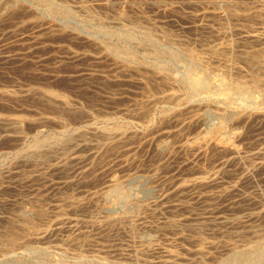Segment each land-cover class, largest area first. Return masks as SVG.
<instances>
[{"label": "rangeland", "instance_id": "374dc122", "mask_svg": "<svg viewBox=\"0 0 264 264\" xmlns=\"http://www.w3.org/2000/svg\"><path fill=\"white\" fill-rule=\"evenodd\" d=\"M0 1V92L5 94L0 95V202L13 203L1 206L0 209V264H161L163 260L168 261L167 264H222L234 251L259 253L264 248L263 239L260 240L264 238V214H256L264 211V167L258 164L264 162V119L254 117L242 123L238 120L241 114L264 110V95L259 92L263 85L259 83L257 87L254 85L256 88L253 86L254 82H262L264 77L249 62L248 65L244 64V61L234 56L227 59L243 48L240 40L247 34L255 33L262 38L260 42L248 43L247 49H264V0H215L217 4L214 10L220 14L222 12L221 18L201 17V14L213 10L206 3H191L190 6L186 0L152 1L160 5V8L177 7L180 16L188 14V18H192L188 19L189 23H185L188 21L182 20L183 17L180 19L173 14L160 12L159 6L151 5V0H50L57 8L54 14L47 12L45 5L36 0ZM229 13H234L238 20H232ZM189 15H194V18ZM203 24L209 29H202ZM48 27L57 30L58 36L52 37L56 38L52 39L55 43L47 40L46 43L52 45L51 49L42 50L37 40L47 35ZM35 28L40 31H35ZM69 35L67 40L66 36ZM72 38L123 46L121 48L129 49L131 58L114 63L96 52L98 50L93 46L87 47V44ZM220 43H230L233 47L225 54L227 57H222L226 63L223 59L212 57L205 50L206 46ZM72 53H86L92 59L89 60V56V59L73 58ZM98 57L100 58L96 59ZM21 58L30 72L23 73L16 67L22 62ZM121 68H129L131 73H124ZM136 80H146L148 89L153 88L148 90V94H152L155 99L160 97V100L157 98L148 106L142 104L139 101L141 88L133 83ZM191 83L193 86H190ZM44 90L57 93L56 97L69 102L74 107L72 111L80 115H74L73 119L70 113L62 109L49 110L36 98ZM167 94H177L179 99L186 101L183 106L186 109L194 108L199 120L197 125L187 126L185 123L188 121V114L182 111V124L177 127L167 125L170 130L179 129L178 134L161 138L156 128L160 126L159 120L161 121L163 114L171 109V105L161 98ZM191 104L193 105L190 106ZM141 108L145 112L142 118L134 114L135 110ZM7 118H21L28 125L24 124L19 129L16 127L17 123ZM215 125H222L228 134L224 142L229 144L224 145L223 142L218 149L223 151L234 146L235 152L232 154L226 149L223 152L211 151L214 156L211 153L199 154L207 141L218 134L214 129ZM78 132L88 140L85 144L78 137ZM15 133L21 135L18 141ZM49 137L50 141L57 138L54 143L58 146L55 153H48L45 145L47 154L43 155L42 151L43 157L37 158L39 161L33 158L31 163H23L19 160L18 154L27 152L36 141ZM191 138H196V142L199 140L197 143L201 147L188 146L182 150L181 146ZM162 140L167 141V149L157 152L155 146ZM259 150L262 153H257ZM76 154L85 161L81 164H69L66 174H57L48 169L51 164ZM82 165L98 167L91 172L93 183L81 188L63 185L62 182L67 179L77 180L76 177H80L83 168H79ZM207 176L216 180L214 185H189L191 187L178 191L179 193L172 191L181 182L186 185L193 178ZM113 177L118 179V190H123L122 193L109 190L108 184ZM108 191V199L115 200L112 201L115 204L113 208L92 209L93 200L101 202L100 196ZM124 191L131 200H127ZM71 197L73 200L68 199ZM82 202L87 205L84 204L85 207H80L79 210L76 205H83ZM18 206L28 210L31 208L40 216H29V219L22 222L15 214L20 208ZM115 218L126 219L123 221L124 230L112 229L110 226L108 228V224H105ZM182 218L185 221L177 224L176 228L166 226L169 221L181 222ZM128 225L133 226L132 233L126 229ZM154 226H160L159 231ZM41 231L47 232V237H44L46 239L37 238ZM239 231H244L243 236H236ZM255 237L261 241L257 246L251 243ZM200 248L203 253L198 255L196 251ZM251 264H264V258Z\"/></svg>", "mask_w": 264, "mask_h": 264}, {"label": "bare ground", "instance_id": "6f19581e", "mask_svg": "<svg viewBox=\"0 0 264 264\" xmlns=\"http://www.w3.org/2000/svg\"><path fill=\"white\" fill-rule=\"evenodd\" d=\"M35 1V0H34ZM38 3H42L43 5H45L44 7H45V10L47 11V12H49L50 14H52L53 12H55V9H57L56 8V6L55 5H53L51 2H50V0H36ZM153 0H151V5H154V6H159L158 7V9H159V11L160 12H162V13H166V14H173L174 16H176V17H179L180 19L182 18V20H184V19H187V21L188 22H185V23H189V20L188 19H192V18H188V14L186 15V16H180V12H178V9H177V7H175V6H169V7H163V8H160L161 6L160 5H157L156 3H155V1L154 2H152ZM161 1V0H160ZM185 1V0H184ZM187 2H188V4L191 6V3H193V4H196L197 2L198 3H206V4H209V6H210V8L211 9H213L211 12H209V13H205V14H201V17H206V16H211L210 18H221V16H222V12H221V14L220 13H218V12H215V10L214 9H216V4H217V1H215V0H186ZM150 2V1H149ZM171 2V1H170ZM169 2V3H170ZM0 3H1V1H0ZM161 3V2H160ZM163 3H165V2H163ZM98 4V3H97ZM100 4V3H99ZM171 4V3H170ZM173 4V3H172ZM136 6V5H135ZM153 6V7H154ZM191 8V7H190ZM20 10V9H19ZM22 10V9H21ZM20 10V11H21ZM138 10V9H137ZM196 10V9H195ZM17 12H19L18 10H16ZM22 12V11H21ZM232 13V12H231ZM17 14V13H16ZM28 14V13H27ZM54 14V13H53ZM183 14H185V13H183ZM230 14V13H229ZM13 15V14H12ZM182 15V14H181ZM227 15V14H226ZM245 15V14H244ZM162 16V15H161ZM189 16H191V17H193L194 18V15L192 16V15H189ZM224 16V15H223ZM2 17V16H1ZM10 17H11V15H10ZM133 17V16H132ZM169 17H171V16H169ZM196 17V16H195ZM200 17V16H199ZM198 17V18H199ZM201 17H200V19H201ZM230 17H231V19L232 20H238L236 17V15L233 13V14H230ZM252 17V16H251ZM254 17V16H253ZM261 17V16H260ZM122 18V17H121ZM197 18V17H196ZM226 18V17H225ZM227 19V18H226ZM194 20V19H193ZM199 20V19H198ZM205 20V19H204ZM220 20V19H219ZM247 20V19H246ZM169 21V20H168ZM191 21V20H190ZM203 21V20H202ZM211 21H213V20H211ZM130 22V21H129ZM170 22V21H169ZM184 22V21H183ZM192 22V21H191ZM194 22V21H193ZM138 23V22H137ZM136 23V24H137ZM162 23V22H161ZM171 23V22H170ZM127 24V23H126ZM140 24H142V23H140ZM35 25V24H34ZM33 25V26H34ZM137 25H139V24H137ZM170 25V24H169ZM204 26H201V28L202 29H205V31H206V29H209L208 27H207V25H205V24H203ZM198 26V25H197ZM209 26V25H208ZM38 27V26H37ZM50 27V26H49ZM47 28L48 29V31L46 32V34L47 35H45V36H42L41 37V39H39L38 38V40H37V38H36V40H37V43L41 46V47H39V48H42V50L43 49H51L52 48V45L51 44H48V43H46V42H48L47 40H52V39H56V38H52V37H56V36H58V31L57 30H54V29H52V28ZM192 27V26H191ZM194 27V26H193ZM196 27V26H195ZM32 28H34V27H32ZM143 28H145V27H143ZM170 28V27H169ZM190 28V27H189ZM198 28V27H197ZM36 29V28H35ZM37 29H40V26L37 28ZM37 29L35 30V31H37ZM44 28H42V30H43ZM45 29H46V27H45ZM230 29V28H229ZM32 30H34V29H32ZM145 30V29H144ZM143 30V31H144ZM194 30V29H193ZM196 30V29H195ZM40 31V30H39ZM39 31H37V32H39ZM61 31V30H60ZM146 32V34L148 33L149 34V31H147V29L145 30ZM33 33H34V31H32ZM36 32V33H37ZM45 32V31H44ZM66 32V31H65ZM76 33V32H75ZM15 34V33H14ZM14 34H11V36L13 35L14 36ZM209 34H211V33H209ZM208 34V35H209ZM63 35V34H62ZM221 35V34H220ZM5 36V35H4ZM12 36V37H13ZM47 36V37H46ZM63 36H65V35H63ZM62 36V37H63ZM14 37H16V36H14ZM33 37V36H32ZM31 37V38H32ZM69 38L70 37V35L69 36H66V38ZM156 37V36H155ZM68 38H67V40H68ZM132 38V37H131ZM130 38V39H131ZM134 38V37H133ZM142 38V37H141ZM166 38V37H165ZM202 38V37H201ZM60 39V38H59ZM72 39H75L76 41H79L80 43H82V44H87V47L90 45V46H93L94 48H95V50H98V51H96V52H98V53H101L102 54V56H104V58L105 57H107V58H109L110 60H112L114 63H119L120 61H126V60H129L131 57V54H130V52L127 50V49H123V48H121V47H123V46H117V45H104V44H100V43H98V42H96V41H93V40H91V39H79V38H72ZM203 39H205V37L203 38ZM261 37L258 35V34H255V33H252V34H247L246 36H243V37H241V40H240V45L243 47L242 49H240V50H238L237 52H236V54H231L230 56H228V55H225L226 53H228L229 51H231L232 50V44H227V43H220V44H215V45H209V46H206V48H205V50H206V52H208L212 57H214V58H216V59H223L222 57H227L228 56V58L227 59H229L231 56L233 57H235V58H240V60L241 61H244V64H247L248 65V62H249V64L251 63V64H253L254 65V69H256L257 71L259 70V71H261L262 73V75H263V77H264V49H247V46H248V43H252V42H260L261 41ZM10 40V39H9ZM35 40V39H34ZM58 40V39H57ZM133 40V39H132ZM202 40V39H201ZM4 41V40H3ZM12 41H14V40H12ZM53 42H54V40H52ZM56 41V40H55ZM51 42V41H50ZM225 42V41H224ZM55 43V42H54ZM132 43V42H131ZM136 43V42H135ZM145 43V42H144ZM193 43V42H192ZM198 43V42H197ZM262 43V42H261ZM33 44V43H32ZM34 44H35V42H34ZM33 44V45H34ZM119 44V43H118ZM196 44V43H195ZM247 44V45H246ZM260 44V43H259ZM17 45V44H16ZM84 45H82V46H84ZM120 45V44H119ZM198 45V44H197ZM262 45V44H261ZM18 46V45H17ZM51 46V47H50ZM89 46V47H90ZM50 47V48H49ZM86 47V46H85ZM38 48V49H39ZM64 48V47H63ZM127 48V47H126ZM148 48V47H147ZM146 48V49H147ZM160 48V47H159ZM203 48V49H204ZM251 48V47H250ZM5 49V48H4ZM9 50V49H8ZM131 50V49H130ZM56 51V50H55ZM84 51V50H83ZM132 51V50H131ZM47 52H48V50H47ZM54 52V51H53ZM59 52V51H58ZM69 52V51H68ZM93 52H94V50H93ZM95 52V53H96ZM156 52H158V51H156ZM23 53V52H22ZM28 53V52H27ZM49 53V52H48ZM64 53H65V51H64ZM83 53V52H82ZM82 53H80V54H75V53H72V57L74 58V57H78V58H86V57H88L89 55L88 54H86V53H84V54H82ZM47 54V53H46ZM69 54H71V52L69 53ZM189 54V53H188ZM192 54V53H191ZM34 55V54H33ZM42 55V54H41ZM183 55V54H182ZM51 56V55H50ZM133 56V55H132ZM149 56V55H148ZM192 56V55H191ZM200 56V55H199ZM90 57V56H89ZM89 57L88 58H86V59H89ZM135 57V56H134ZM133 57V58H134ZM190 57V56H189ZM211 57V58H212ZM233 57V58H234ZM23 58V57H22ZM20 59V61H22L20 64H18L16 67L18 68V69H20L23 73H28V72H30V70H29V68L28 67H26V64H25V61L23 60V59ZM100 57H98V58H96V59H99ZM132 58V59H133ZM191 58V57H190ZM196 58V57H195ZM204 58V57H203ZM17 59H19V58H17ZM16 59V60H17ZM92 58L90 57V59L89 60H91ZM102 60H103V58H101ZM108 59V60H109ZM192 59V58H191ZM52 60V59H51ZM77 60V59H76ZM94 60V59H93ZM168 60V59H167ZM193 60H195V59H193ZM224 60V59H223ZM231 60V59H230ZM24 61V62H23ZM41 61V60H40ZM199 61V60H198ZM202 61V60H201ZM226 60H224V62H225ZM18 62V61H17ZM48 62H50V61H48ZM58 62V61H57ZM103 62V61H102ZM231 62H232V60H231ZM246 62V63H245ZM74 63V62H73ZM93 63H94V61H93ZM111 63V62H110ZM109 63V64H110ZM200 63V62H199ZM211 63V62H210ZM218 63V62H217ZM226 63V62H225ZM227 63H228V61H227ZM243 63V62H242ZM61 64V63H60ZM71 64V63H70ZM92 64V63H91ZM204 64H206V62L204 63ZM220 64V63H219ZM218 64V65H219ZM59 65V64H58ZM38 66V65H37ZM41 66V65H40ZM68 66V65H67ZM75 66V65H74ZM94 66V65H93ZM10 67V66H9ZM35 67V66H34ZM44 67V66H43ZM58 67V66H57ZM64 67V66H63ZM227 67V66H226ZM253 67V66H252ZM38 68V67H37ZM52 68H54V67H52ZM51 68V69H52ZM31 69V68H30ZM35 69V68H34ZM34 69H32V72H33V70ZM50 69V68H49ZM50 69V70H51ZM218 69V68H217ZM251 69H253V68H251ZM131 70V69H130ZM129 70V68L127 69V68H121V71L122 72H124V73H131V71ZM144 70V69H143ZM229 70V69H228ZM77 71V70H76ZM51 72V71H50ZM56 72V71H55ZM155 72V71H154ZM154 72H152V73H154ZM233 72V71H232ZM231 72V73H232ZM256 72V71H255ZM1 73V72H0ZM160 73V72H159ZM162 73V72H161ZM222 73V72H221ZM136 73H134V75H135ZM257 74V73H256ZM33 75V74H32ZM36 75V74H35ZM34 75V76H35ZM38 75V74H37ZM94 75H96V74H94ZM113 75V74H112ZM111 75V76H112ZM119 75V74H118ZM139 74H137V76H138ZM3 76V75H2ZM47 76V75H46ZM97 76H98V74H97ZM96 76V77H97ZM99 76H101V75H99ZM131 76V75H130ZM148 76V75H147ZM189 76V75H188ZM188 76H186V77H188ZM248 76V75H247ZM38 76H36V78H37ZM60 77V76H59ZM134 77V76H133ZM168 77H170V76H168ZM183 77V76H182ZM193 77V76H192ZM12 78V77H11ZM26 78V77H25ZM29 78V77H28ZM34 78V77H33ZM35 78V79H36ZM63 78V77H62ZM76 78H77V76H76ZM98 78V77H97ZM100 78H102V77H100ZM149 78V77H148ZM151 78V77H150ZM171 78V77H170ZM196 78H197V76H196ZM27 79V78H26ZM32 79V78H31ZM30 79V80H31ZM56 79V78H55ZM63 79H65V78H63ZM146 79V78H145ZM248 79H250V78H248ZM1 80V79H0ZM60 80H62V79H60ZM107 79H104V81H106ZM247 80V79H246ZM262 80V79H261ZM35 81V80H34ZM46 80H44V82H45ZM54 81V80H53ZM70 81V80H69ZM108 81V80H107ZM113 81H116L117 82V80H113ZM188 81V80H187ZM199 81V80H198ZM223 81V80H222ZM249 81V80H248ZM256 81H258V80H256ZM5 82V81H4ZM9 82V81H8ZM28 82H31V81H28ZM52 82V81H51ZM65 82H66V80H65ZM64 82V83H65ZM83 82V81H82ZM98 82V81H97ZM112 82V81H111ZM130 82V81H129ZM189 82V81H188ZM187 82V83H188ZM244 82V81H243ZM18 83V82H17ZM32 83V82H31ZM58 83V82H57ZM87 83V82H86ZM89 83V82H88ZM94 83V82H93ZM92 83V84H93ZM99 83V82H98ZM102 83H103V81H102ZM119 83V82H118ZM133 83H135V85L136 84H138V88H141V92H139L140 93V96L141 97H139V101L142 103V104H144V105H146V106H148V104H150L151 102H153L154 100H156L158 97H156V99L154 98V97H152V94H148V90H150L151 91V88H149L148 89V85H147V81L146 80H136L135 82L133 81ZM193 83V82H192ZM191 83V84H192ZM228 83V82H227ZM249 83H251V82H249ZM257 84H255V82H254V84H253V86L255 85L256 87L258 86V84L260 83V85L262 86V87H260L261 89V91H259V92H261V94L262 95H264V78H263V80H262V82H256ZM34 84V83H33ZM44 84V83H43ZM49 84V83H48ZM79 84V83H78ZM101 84V83H100ZM108 84V83H107ZM189 84V83H188ZM199 84V83H198ZM42 85V84H41ZM46 85V84H45ZM52 85V84H51ZM80 85V84H79ZM115 85V84H114ZM202 85V84H201ZM217 85V84H216ZM228 85H230V84H228ZM82 86V85H81ZM87 86H89V85H87ZM190 86H193V84L192 85H190ZM253 86L251 85V87L253 88ZM254 86V87H255ZM43 87H44V85H43ZM48 87V86H47ZM197 87V86H196ZM255 87V88H256ZM155 88H156V86H155ZM193 88H195V87H193ZM254 88V89H255ZM17 89V88H16ZM106 89V88H105ZM190 90L192 89V88H189ZM259 89V88H258ZM109 90V89H108ZM152 90H153V88H152ZM158 90V89H157ZM11 91V90H10ZM102 92H103V90H101ZM105 91V90H104ZM195 91V90H194ZM236 91V90H235ZM247 91V90H246ZM258 91V90H257ZM84 92V91H83ZM123 92V91H122ZM157 92V91H156ZM155 92V93H156ZM36 93V92H35ZM57 93H54V92H52V91H50V90H44L43 92H40L39 94H37L36 96V98L40 101V102H43L46 106H47V108L50 110V109H53V110H55V109H62L63 111H65V112H68V113H70V115L72 116V118L74 119L75 118V116L74 115H80L79 113H76V112H74V111H72V110H74L72 107H71V105L69 104V102H67L66 100H64V99H60V98H58V97H56V96H58V95H56ZM74 94V93H73ZM80 94V93H79ZM94 94V93H93ZM0 95H5L3 92H0ZM177 95V94H176ZM175 94H167V95H164V96H162L161 98H162V100L165 102H168L170 105H171V109L167 112V114H163V116H162V118H161V121L159 120V124H160V126L158 127L157 126V132L159 133V135H160V137L162 136V137H168V136H174L175 134L177 135L178 134V132H179V129L178 130H170V128L168 127V126H170V125H173L174 127L176 126L177 127V125H179V124H182V120H180V116H181V114L183 113V112H186L187 114H188V116H187V119H188V121L185 123V124H187V126L188 125H190L191 127L192 126H195V125H197V123H198V120H199V118H198V113H197V111L194 109V108H192V107H190V106H192L193 104H191L189 107V109L187 110L186 109V106H183V104H185V102L184 101H182L181 99H179L178 98V95L176 96ZM239 95V94H238ZM30 96V95H29ZM33 96V95H32ZM64 96V95H63ZM81 96V95H80ZM97 96V95H96ZM25 97V96H24ZM23 97V98H24ZM98 97V96H97ZM5 98V97H4ZM101 98V97H100ZM108 98V97H107ZM13 99V98H12ZM65 99H67V98H65ZM123 99V98H122ZM159 100H160V97L158 98ZM184 99H185V97H184ZM248 99V98H247ZM91 100V99H90ZM246 100V99H245ZM262 100V99H261ZM13 101V100H12ZM112 101V100H111ZM229 101V100H228ZM252 101V100H251ZM29 102V101H28ZM255 102V101H254ZM261 102V101H260ZM24 103H26V102H24ZM114 103V102H113ZM119 103V102H118ZM117 103V104H118ZM253 103V102H252ZM27 104H29V103H27ZM87 104V103H86ZM116 104V103H115ZM186 104H188V103H186ZM250 104V103H249ZM25 105V104H24ZM30 105V104H29ZM38 105V104H37ZM40 105H42V104H40ZM39 105V106H40ZM137 105V104H136ZM252 105V104H251ZM250 105V106H251ZM254 105V104H253ZM38 106V107H39ZM90 106V105H89ZM150 106V105H149ZM43 107V106H42ZM45 107V106H44ZM43 107V108H44ZM151 107V106H150ZM194 107H195V105H194ZM42 108V109H43ZM96 108V107H95ZM105 108V107H104ZM149 108V107H148ZM254 108V107H253ZM260 108H262V107H260ZM41 109V110H42ZM97 109V108H96ZM129 109V108H128ZM132 109V108H131ZM133 109H135V108H133ZM241 109H243V108H241ZM246 109H248V108H246ZM245 109V110H246ZM150 110V109H149ZM167 110V109H166ZM244 110V109H243ZM250 110V109H249ZM255 111H256V108L254 109ZM263 110V109H262ZM256 111V112H252V113H249V112H247V113H245V114H241L240 116H239V118H238V120L240 119V121H241V123L242 122H248V121H250L252 118L254 119V117H257V118H263L264 119V110L263 111ZM183 111V112H182ZM236 111V110H235ZM247 111V110H246ZM57 112V111H56ZM119 112V111H118ZM55 113V112H54ZM62 113V112H61ZM83 113V112H82ZM88 113V112H87ZM144 109H142L141 108V110H138L137 109V111L135 110V115H137L138 117H143L144 116ZM161 113V112H160ZM163 113V112H162ZM39 114V113H38ZM186 114V115H187ZM235 114H236V112H235ZM36 115V114H35ZM101 115V114H100ZM126 116V115H125ZM131 116H133V115H131ZM183 116V115H182ZM4 117V116H3ZM17 117V116H16ZM56 117V116H55ZM182 118V117H181ZM8 119V118H7ZM139 119V118H138ZM206 119V118H205ZM256 119V118H255ZM8 120H10V121H12L13 123H17V128H19V129H21V127H23V125L24 124H26V122L23 120V119H21V118H9ZM58 121V120H57ZM70 121H71V119H70ZM69 121V122H70ZM85 121V120H84ZM41 122V121H40ZM9 123V122H8ZM13 123H11V124H13ZM143 123V122H142ZM257 123V122H256ZM10 124V125H11ZM36 124V123H35ZM220 124V123H219ZM221 124H222V122H221ZM13 125V126H14ZM26 125H28V124H26ZM168 125V126H167ZM204 125V124H203ZM12 126V127H13ZM32 126V125H31ZM89 126V125H88ZM168 127L167 129H164L163 130V128H165V127ZM30 127V126H29ZM185 127V126H184ZM214 127V126H213ZM249 127V126H248ZM27 128V127H26ZM14 129V128H13ZM19 129H17V130H19ZM173 129V128H172ZM185 129V128H184ZM215 131H217V133L218 134H215L211 139H209V141H207L208 139H207V137L205 138V139H207V140H205V141H207V143L205 144V148H204V146L202 147V149L200 150V153L199 154H204L205 155V153L207 154H209V153H211V151H212V153H214V151L216 150V151H219L220 152V150L218 149V147L219 146H221L222 147V143L224 142V141H226L225 140V138H227L226 137V132H225V129L223 128V126L222 125H215ZM23 130V129H22ZM81 130H82V128H81ZM151 130V129H150ZM181 130V129H180ZM228 130V129H227ZM231 130V129H230ZM85 131V130H84ZM100 131H101V129H100ZM102 131H103V129H102ZM107 131H109V130H107ZM152 131V130H151ZM155 131V130H154ZM16 132V131H15ZM19 132H20V130H19ZM104 132V131H103ZM103 132H101V135H103ZM118 132L119 133H121L119 130H118ZM181 132V131H180ZM236 132V131H235ZM79 133V132H78ZM89 133V132H88ZM91 133H92V131H91ZM97 133V132H96ZM106 133V132H105ZM119 133H117V134H119ZM129 133V132H128ZM201 133V132H200ZM214 133V132H213ZM16 134V133H15ZM23 134V133H22ZM77 134V133H76ZM84 134V133H83ZM109 133H107V135H108ZM113 134V133H112ZM180 134V133H179ZM239 134V133H238ZM16 135H18V136H15V138H16V141H18L17 139L18 138H20V136L21 135H19L18 133L16 134ZM97 135V134H96ZM111 135V134H110ZM133 135V134H132ZM188 135V134H187ZM197 135V134H196ZM199 135V134H198ZM228 135V134H227ZM232 135H234L233 133H232ZM72 136H73V134H72ZM98 136V135H97ZM96 136V137H97ZM119 136V135H118ZM137 136V135H136ZM172 136V137H173ZM210 136V135H209ZM238 136V135H237ZM249 136V135H248ZM78 137H80V139L82 138V143H86V140L87 139H84L85 137H84V135H82V133H79L78 134ZM110 137V136H109ZM108 136H107V138H109ZM114 137V136H113ZM159 137V138H160ZM161 137V138H162ZM211 137V136H210ZM209 137V138H210ZM230 137V136H229ZM89 138V137H88ZM100 138V137H99ZM170 138V137H169ZM181 138V137H180ZM186 138V137H185ZM204 137H202V139H203ZM11 139H14V137L13 138H11ZM21 139V138H20ZM53 139V138H52ZM51 139V140H52ZM57 139V138H56ZM55 139V140H56ZM70 139V138H69ZM139 139V138H138ZM173 139H177V138H173ZM201 139V138H200ZM201 139V140H202ZM50 141V137L49 138H45V139H43V140H41V141H39V142H37L36 141V143L35 144H32L33 146H31L30 148H29V150H27V152H24V153H21V154H18L19 156H18V158H19V160H21L23 163H28V162H30V161H34V160H32L33 158L34 159H37L38 157H40V156H42V151H43V155H46L47 154V151H48V153L50 152V153H52V152H56V147H58V146H56V144H54L56 141ZM123 140V139H122ZM131 140V139H130ZM129 140V141H130ZM196 138H191L189 141H187L186 142V144L185 145H183V146H181V148H182V150H184L183 148H185V147H188V146H190V147H192V146H198V148H200L201 147V145H199V143H197L196 141ZM237 140V139H236ZM8 141H10V140H8ZM15 141V140H14ZM62 141V140H61ZM65 141V140H64ZM63 141V142H64ZM88 141V140H87ZM105 141V140H104ZM239 141H241L240 139H239ZM246 141V140H245ZM66 142V141H65ZM120 142V141H119ZM178 142V141H177ZM180 142V141H179ZM178 142V143H179ZM202 142H204V140L202 141ZM242 142V141H241ZM171 143V142H170ZM225 143V142H224ZM230 143H231V140H230ZM239 143V142H238ZM6 144V143H5ZM9 144V143H8ZM58 144V143H57ZM80 144V143H79ZM166 144H168L167 143V141H160L159 143H157L156 144V146H155V150L157 151V152H162V151H164L165 149H167L166 148ZM203 144V143H202ZM228 144H229V142H228ZM227 143H225L224 145H228ZM46 145V147H48V150H47V148H46V150L44 149V146ZM62 145V144H61ZM70 145V144H69ZM73 145V144H72ZM107 145V144H106ZM116 145H117V143H116ZM30 146V145H29ZM49 146H50V148H49ZM80 146V145H79ZM83 146H86V145H83ZM169 146V145H168ZM230 146H232L231 144H230ZM43 147V148H42ZM70 147H71V145H70ZM94 147V146H93ZM111 147H113V146H111ZM165 147V148H164ZM258 147V146H257ZM80 148V147H79ZM82 148H84V147H82ZM86 148V147H85ZM92 148V147H91ZM90 148V149H91ZM108 148V147H107ZM110 148V147H109ZM133 148V147H132ZM154 148V147H153ZM180 148V147H179ZM261 148H262V146H261ZM260 148V149H261ZM44 149V150H43ZM59 149V148H58ZM81 149V148H80ZM164 149V150H163ZM171 149V148H170ZM186 149H188V148H186ZM205 149V150H204ZM218 149V150H217ZM226 150H228L229 151V153L231 152V154H232V152H235V148H234V146H233V148L231 147V148H229V149H227V148H225ZM225 149H223V151L225 150ZM76 150H79L78 148L76 149ZM75 150V151H76ZM198 150V149H197ZM251 150V149H250ZM170 151V150H169ZM178 151H181V150H178ZM222 151V150H221ZM222 151V152H223ZM54 152V153H55ZM107 152V151H106ZM113 152V151H112ZM115 152V151H114ZM219 152H217V153H219ZM226 152V151H225ZM224 152V153H225ZM211 153V154H212ZM257 153H262V150H259ZM57 154V153H56ZM66 154V153H65ZM110 154V153H109ZM177 154V153H176ZM210 154V155H211ZM226 154V153H225ZM100 155V154H99ZM108 155V154H107ZM111 155V154H110ZM115 155V154H114ZM125 155V154H124ZM213 155V154H212ZM227 155H229V154H227ZM226 155V156H227ZM236 155V154H235ZM234 155V156H235ZM251 155V154H250ZM254 155V154H253ZM55 156V155H54ZM53 156V157H54ZM67 156V155H66ZM173 156H175V155H173ZM179 156V155H178ZM197 156V155H196ZM214 156V155H213ZM232 156V155H231ZM230 156V157H231ZM257 156V155H256ZM16 157V156H15ZM36 157V158H35ZM43 157V156H42ZM45 157V156H44ZM98 157V156H97ZM107 157V156H106ZM66 158V157H65ZM162 158V157H161ZM199 158V157H198ZM207 158V157H206ZM216 158V157H215ZM48 159V158H47ZM64 159V158H63ZM88 159H89V157H88ZM102 159V158H101ZM105 159V158H104ZM158 159V158H157ZM221 159V158H220ZM225 159V158H224ZM261 159V158H260ZM40 159H37V161H39ZM98 160V159H97ZM106 160V159H105ZM113 160V159H112ZM187 160V159H186ZM192 160V159H191ZM15 161V160H14ZM36 161V160H35ZM83 161H85V160H83V158H82V156H78L77 154L76 155H70V157L68 156V158L67 159H65V160H63V161H58V163H54V164H51L50 165V167L48 168L47 166V168L48 169H50V171H53L54 173H57V174H61V175H63L64 173L66 174V172H68L67 170H68V165L70 164V165H72V163H74V164H81V163H83ZM95 161V160H94ZM111 161V160H110ZM165 161V160H164ZM168 161V160H167ZM204 161V160H203ZM221 161V160H220ZM172 162V161H171ZM183 162V161H182ZM31 163V162H30ZM44 163V162H43ZM49 163V162H48ZM98 163V162H97ZM164 163V162H163ZM200 164V163H199ZM258 164H260V166L261 167H264V162H260V163H258ZM15 165V164H14ZM69 165V166H70ZM86 165V164H85ZM85 165H82V166H80V168L79 169H82L81 171V174L79 175L80 177L78 178V177H76L77 178V180H71V179H69V181H68V179H67V181H63L62 183H63V185H65V186H67V187H70V186H74V188H76V186H79L80 188H81V186L83 187V186H86V185H91V183H93V181H94V178H93V172H92V170H93V168L94 167H96V165H92V166H94V167H90V166H88V167H85ZM186 165V164H185ZM190 165V164H189ZM218 165V164H217ZM41 166V165H40ZM75 166V165H74ZM74 166H72V167H74ZM200 166V165H199ZM184 167V166H183ZM190 167V166H189ZM194 167V166H193ZM203 167V166H202ZM22 168V167H21ZM44 168V167H43ZM46 168V169H47ZM98 168V167H97ZM97 168H94V169H97ZM100 168V167H99ZM170 168V167H169ZM180 168H182V167H180ZM211 168V167H210ZM19 169V168H18ZM41 169H42V167H41ZM76 169H78V167H76ZM260 169V168H259ZM21 170V169H20ZM19 170V171H20ZM189 170V169H188ZM204 170V169H203ZM11 171V170H10ZM13 171V170H12ZM26 171V170H25ZM102 171V170H101ZM187 171V170H186ZM193 171V170H192ZM191 171V173H193ZM261 171V170H260ZM14 172V171H13ZM17 172V171H16ZM22 172V171H21ZM45 172V171H44ZM92 172V173H91ZM198 172H200L201 173V171H198ZM208 172V171H207ZM256 172V171H255ZM259 172V171H258ZM263 172V171H262ZM24 173V172H23ZM94 173H95V171H94ZM182 173V172H181ZM195 173V172H194ZM16 174H20V173H16ZM47 174V173H46ZM50 174V173H49ZM102 174V173H101ZM203 174V173H202ZM25 175V174H24ZM53 175V174H52ZM95 175V174H94ZM175 175V174H174ZM36 176H38V175H36ZM42 176H43V174H42ZM97 176V175H96ZM157 176V175H156ZM191 176V175H190ZM67 177V176H66ZM101 177V176H100ZM176 177V176H175ZM202 177V176H201ZM69 178V177H68ZM97 178V177H96ZM171 178V177H170ZM173 178V177H172ZM183 178V177H182ZM181 178V179H182ZM216 178V177H215ZM19 179V178H18ZM189 179V178H188ZM12 180H13V178H12ZM20 180V179H19ZM26 180V179H25ZM242 180V179H241ZM191 181V183L190 184H184L183 182H181L179 185H173L174 186V189L172 190V191H174V192H178V191H184V189H186L187 187H191V186H189V185H192V186H203V185H210V184H213L214 185V182L216 181L215 179H210L208 176L206 177V178H193V179H191L190 180ZM251 181V180H250ZM110 184H108V186H109V190L110 191H113V190H115V191H117L118 189H119V181H118V179L117 178H115V177H113L110 181ZM59 184V183H58ZM93 185V184H92ZM171 184H169V186H170ZM219 185V184H218ZM94 186V185H93ZM211 186V185H210ZM58 187V186H57ZM66 187V188H67ZM228 187V186H227ZM2 188H3V186H2ZM165 188V187H164ZM167 188V187H166ZM195 188V187H194ZM169 189V188H168ZM192 189V188H191ZM8 190V189H7ZM66 190V189H65ZM68 190V189H67ZM70 190V189H69ZM72 190V189H71ZM166 190V189H165ZM238 190V189H237ZM84 191V190H83ZM87 191V190H86ZM86 191H84V192H86ZM103 191V190H102ZM118 191H121V190H118ZM117 191V192H118ZM170 191V190H169ZM203 191V190H202ZM2 192V191H1ZM62 192V191H61ZM76 192V191H75ZM96 193H97V191H95ZM114 192V191H113ZM123 192V190L121 191V193ZM171 192V191H170ZM230 192V191H229ZM21 193V192H20ZM65 193H68V192H65ZM106 193V192H105ZM120 193V194H121ZM124 193L126 194V192L124 191ZM124 193L122 194V195H124ZM179 193V192H178ZM220 193V192H219ZM92 194V193H91ZM100 194H102V193H100ZM114 195H115V193H113ZM225 194V193H224ZM20 195V194H19ZM59 195V194H58ZM66 195H69V194H66ZM90 195V194H89ZM96 195V194H95ZM118 195V194H117ZM116 195V196H117ZM122 195H121V197H122ZM167 195H168V193H167ZM166 195V196H167ZM184 195V194H183ZM92 196V195H91ZM110 196H111V193H110ZM165 196V197H166ZM214 196V195H213ZM226 196V195H225ZM224 196V197H225ZM228 196V195H227ZM82 197V196H81ZM87 197V196H86ZM108 197H109V191H108V193L107 194H103L102 196H100V201L101 202H99L98 200L96 201L94 198V202L92 203V205H93V207L94 208H92V209H95V210H99V208H101L102 210L104 209H110L112 206H114L115 204H113V202L112 201H114L115 202V200H112V201H110L109 199H108ZM125 197L126 198H128L127 200H129L130 198H129V196L127 197V194L125 195ZM164 197V198H165ZM124 198V197H123ZM133 198V197H132ZM172 198V197H171ZM183 198V197H182ZM68 199H71V200H73L72 199V197L71 198H68ZM78 200H79V198H77ZM99 199V198H98ZM117 199H119V198H117ZM226 199V198H225ZM246 199V198H245ZM10 200V199H9ZM62 200V199H61ZM67 200V199H66ZM84 200V199H83ZM131 200V199H130ZM250 200V199H249ZM254 200V199H253ZM16 201V200H15ZM70 201V200H69ZM81 201H82V199H81ZM96 201V202H95ZM238 201V200H237ZM245 201V200H244ZM243 201V202H244ZM247 202H248V200H246ZM70 202H72V201H70ZM80 202V201H79ZM152 202V201H151ZM159 202H161V200L159 201ZM178 202V201H177ZM86 202H84V204H85ZM157 203V202H156ZM197 203V202H196ZM13 203L12 202H10V201H1L0 202V209H1V206H10V205H12ZM22 204V203H21ZM72 204H73V202H72ZM82 204H83V202H82ZM81 205V204H77L76 205V207L80 210V207L81 208H83V206L85 207V205H87V204H85V205ZM153 204H155V203H153ZM172 204V203H171ZM178 204V203H177ZM256 204V203H255ZM62 205V204H61ZM68 205V204H67ZM71 205V204H70ZM89 206H90V204H88ZM145 205V204H144ZM152 205V204H151ZM158 205V204H157ZM166 205V204H165ZM184 205V204H183ZM56 206V205H55ZM59 206V205H58ZM63 206H64V204H63ZM73 206V205H72ZM180 207H181V205H179ZM18 207H20L19 209H17V212L15 213L17 216H18V218L19 219H22L23 221L22 222H24L25 221V219L26 218H28L29 216H31L32 218H34V217H39L40 216V214L38 213V212H36V211H33V209L31 210V208L28 210V209H22L21 208V206H18ZM17 207V208H18ZM60 207H62V206H60ZM75 207V208H76ZM162 207V206H161ZM177 208V205L175 204L174 205V208ZM65 208V207H64ZM113 208V207H112ZM175 208V209H176ZM227 208V207H226ZM9 209V208H8ZM15 209H16V207H15ZM14 209V210H15ZM70 209H72L71 207H70ZM235 209V208H234ZM13 210V211H14ZM94 210V211H95ZM187 210V209H186ZM232 210H233V208H232ZM258 210V209H257ZM261 210V209H260ZM38 211V210H37ZM74 211H75V209H74ZM174 211V210H173ZM189 210H187V212H188ZM68 212V211H67ZM95 212H97V211H95ZM40 213H43V212H40ZM69 213V212H68ZM162 213V212H161ZM172 213V212H171ZM264 214V211H258V212H256V214ZM36 215V216H33V215ZM90 214H92L91 212H90ZM96 214V213H95ZM180 214V213H179ZM42 215V214H41ZM70 215V214H69ZM73 215V214H72ZM141 215V214H140ZM143 216V215H142ZM64 217V216H63ZM123 217V216H122ZM184 217V216H183ZM60 218H61V216H60ZM95 218V217H94ZM199 218V217H198ZM235 218V217H234ZM237 218V217H236ZM255 218V217H254ZM29 219V218H28ZM31 219V218H30ZM183 219V218H182ZM35 220V219H34ZM38 220V219H37ZM44 220V219H43ZM57 220V219H56ZM62 220V219H61ZM61 220H60V222H61ZM67 220V219H66ZM65 220V221H66ZM124 220H126L125 218H115V220H109L107 223H105V224H108V228H109V226L110 227H112V229L113 228H115V229H125V224L123 223V221ZM173 220V219H172ZM188 220V219H187ZM191 220V219H190ZM189 220V221H190ZM225 220V219H224ZM223 220V221H224ZM245 220V219H244ZM254 220V219H253ZM27 221H29V220H27ZM104 221V220H103ZM107 221V220H106ZM185 221V219H183V221H179V222H170L169 221V223H167L166 224V226H168V227H175L176 228V225L177 224H181L182 222H184ZM252 221V220H251ZM89 222V221H88ZM87 222V223H88ZM140 222V221H139ZM148 222V221H147ZM165 222V221H164ZM168 222V221H167ZM191 222V221H190ZM225 222V221H224ZM54 223L56 224V222L54 221ZM66 223H67V221H66ZM69 223H70V221H69ZM68 223V224H69ZM78 223V222H77ZM126 223H128V222H126ZM130 223H131V221H130ZM198 223V222H197ZM203 223V222H202ZM27 224V223H26ZM58 224H59V222H58ZM133 224V223H132ZM147 224V223H146ZM160 224V223H159ZM204 224V223H203ZM240 224V223H239ZM16 225V224H15ZM66 225V224H65ZM145 225V224H144ZM154 225V224H153ZM160 225H162V224H160ZM236 225V224H235ZM238 225V224H237ZM246 225V224H245ZM20 226V225H19ZM28 226H30V225H28ZM55 226V225H54ZM67 226V225H66ZM71 226V225H70ZM208 226V225H207ZM64 227V226H63ZM68 227V226H67ZM98 227V226H97ZM132 225H128L127 227H126V229L128 228V230L129 231H131L132 230ZM151 227H152V225H151ZM164 227H165V225H164ZM187 227V226H186ZM186 227H184L185 229H186ZM188 227H189V225H188ZM201 227V226H200ZM210 227V226H209ZM248 227V226H247ZM3 228V227H2ZM57 228V227H56ZM55 228V229H56ZM62 227H60V228H57V229H61ZM93 228V227H92ZM163 228V226L161 227V229ZM51 229V228H50ZM50 229L48 230V231H50ZM62 229H64V228H62ZM114 229V230H115ZM135 229H136V227H135ZM154 229H158V231H159V229H160V226H154ZM189 229H191V228H189ZM238 229V228H237ZM244 229V228H243ZM247 229V228H246ZM7 230V229H6ZM39 230V229H38ZM103 230V229H102ZM134 230V229H133ZM239 230V229H238ZM257 230V229H256ZM9 231V230H8ZM19 231V230H18ZM53 231V230H52ZM120 231V230H119ZM129 231H128V233H129ZM135 231V230H134ZM180 231V230H179ZM182 231V230H181ZM188 231V230H187ZM192 231V230H191ZM241 231V230H240ZM238 232V234H236V236L238 237V235H239V237L240 236H243V233L242 232H244V231H242V232ZM247 230H245V232H246ZM252 231V230H251ZM264 231V230H263ZM154 232V231H153ZM232 232V231H231ZM235 232L237 233V231L235 230ZM13 233V232H12ZM37 233V232H36ZM50 233V232H49ZM82 233V232H81ZM122 233V232H121ZM126 233V232H125ZM131 233H132V231H131ZM174 233V232H173ZM251 233H253V231L251 232ZM73 234V233H72ZM182 234V233H181ZM231 234V233H230ZM247 234V233H246ZM51 235H53V234H51ZM115 235V234H114ZM235 235V234H234ZM0 236H1V234H0ZM108 236V235H107ZM217 236V235H216ZM254 236V235H253ZM262 236H263V234H262ZM11 237V236H10ZM44 237H47V232L46 231H41V234L37 237V238H39V239H41V238H44ZM56 237V236H55ZM75 237V236H74ZM136 237V236H135ZM259 237V236H258ZM257 237V238H258ZM2 238V237H1ZM50 238V237H49ZM252 238V237H251ZM256 237H255V239H253L254 241L253 242H251L254 246H257L259 243H261V239H263V242H264V238H260V240H259V238L257 239ZM11 239V238H10ZM44 239H46V238H44ZM81 239V238H80ZM48 240V239H47ZM72 240V239H71ZM71 240H68V241H71ZM247 240V239H246ZM44 241V240H43ZM76 241V240H75ZM140 241H142V240H140ZM196 241V240H195ZM2 242V241H1ZM31 242V241H30ZM65 242V241H64ZM133 242V241H132ZM84 243V242H83ZM202 243V242H201ZM9 244V243H8ZM37 244V243H36ZM70 244V243H69ZM200 244V243H199ZM198 244V245H199ZM211 244V243H210ZM251 244V245H252ZM78 245H80V244H78ZM214 245H215V243H214ZM261 245H263V244H261ZM121 246V245H120ZM158 247V246H157ZM213 247V246H212ZM215 247V246H214ZM262 247H264V246H262ZM257 248V247H256ZM149 249V248H148ZM246 249V248H245ZM253 249V248H252ZM258 250H259V248H257ZM134 250V249H133ZM190 250V249H189ZM196 250V249H195ZM243 251V250H242ZM255 251V250H254ZM167 252H169V251H167ZM197 253H198V255L199 254H202L203 252H202V250H201V248L200 249H197V251H196ZM205 252V251H204ZM194 253H195V251H194ZM196 253V254H197ZM152 254V253H151ZM173 254V253H172ZM171 254V255H172ZM35 256V255H34ZM206 256V255H205ZM135 257V256H134ZM261 258H264V248L262 249H260V252L259 253H251V252H248V251H243V252H235L234 251V253H232V254H230V256L228 257V258H226L224 261H223V263L222 264H251L252 262H256V260L258 261L259 259H261ZM147 260V259H146ZM149 260V259H148ZM223 260V259H222ZM161 261V260H160ZM158 263H159V261H158ZM161 264H167L168 263V261H166V260H163L162 262H160ZM150 264V263H149ZM151 264H153L152 262H151Z\"/></svg>", "mask_w": 264, "mask_h": 264}]
</instances>
